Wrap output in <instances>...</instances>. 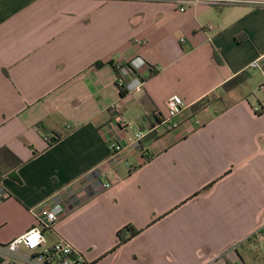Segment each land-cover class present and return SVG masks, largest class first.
<instances>
[{
    "label": "crops",
    "instance_id": "obj_1",
    "mask_svg": "<svg viewBox=\"0 0 264 264\" xmlns=\"http://www.w3.org/2000/svg\"><path fill=\"white\" fill-rule=\"evenodd\" d=\"M229 1L0 0V244L63 205L91 264H264V0Z\"/></svg>",
    "mask_w": 264,
    "mask_h": 264
},
{
    "label": "built area",
    "instance_id": "obj_2",
    "mask_svg": "<svg viewBox=\"0 0 264 264\" xmlns=\"http://www.w3.org/2000/svg\"><path fill=\"white\" fill-rule=\"evenodd\" d=\"M181 5L180 11L185 12L186 6L203 4L213 7H223L229 0H175ZM252 68H258L257 63ZM122 87V84H120ZM264 89V85L261 87ZM187 104L179 95H173L166 101L167 114L161 115L154 130H174L179 127L177 118L187 109ZM114 127L126 133L125 144L115 143L111 146V160L115 162L123 151L139 148L147 133L134 129L123 117L120 107L115 104L109 109ZM55 135H46L47 142H51ZM120 176L116 175V181ZM112 183H107L105 188H111ZM65 213L63 205H56L39 215L37 225L23 235L6 244H0V254L11 264H91L82 253L71 243L61 238L57 243L49 245L44 234V229H52L61 216Z\"/></svg>",
    "mask_w": 264,
    "mask_h": 264
},
{
    "label": "trees",
    "instance_id": "obj_3",
    "mask_svg": "<svg viewBox=\"0 0 264 264\" xmlns=\"http://www.w3.org/2000/svg\"><path fill=\"white\" fill-rule=\"evenodd\" d=\"M101 64H97L96 66H100ZM121 94L124 95L123 90H121ZM62 138L61 135H57L55 134V137L53 138V140L51 142H49V145H52L56 142H58L60 139ZM139 230H137L136 228L132 227V226H127L124 229L120 230L118 232V236L120 239V243L123 244L125 242H127L130 238L135 237L137 234H139ZM226 264H232L230 262H227Z\"/></svg>",
    "mask_w": 264,
    "mask_h": 264
},
{
    "label": "rangeland",
    "instance_id": "obj_4",
    "mask_svg": "<svg viewBox=\"0 0 264 264\" xmlns=\"http://www.w3.org/2000/svg\"><path fill=\"white\" fill-rule=\"evenodd\" d=\"M209 187H210V186L207 185V187H206L205 189H203V190L206 191L207 189H209ZM203 190L201 191V194L204 193ZM263 228H264V227H263ZM49 237H50V236H49ZM258 237H259V235H258Z\"/></svg>",
    "mask_w": 264,
    "mask_h": 264
}]
</instances>
